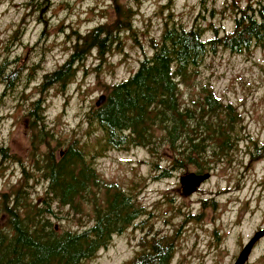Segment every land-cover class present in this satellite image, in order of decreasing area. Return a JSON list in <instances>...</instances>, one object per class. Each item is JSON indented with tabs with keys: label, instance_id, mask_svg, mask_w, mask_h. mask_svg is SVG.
<instances>
[{
	"label": "rangeland",
	"instance_id": "1",
	"mask_svg": "<svg viewBox=\"0 0 264 264\" xmlns=\"http://www.w3.org/2000/svg\"><path fill=\"white\" fill-rule=\"evenodd\" d=\"M28 1L0 0V64L5 58L20 57L31 67L12 90L0 84V146L8 147L28 168L33 164L28 117L33 101H45V120L58 137L51 138L50 144L57 152L71 139L86 151L100 152L102 131L89 124L86 115L97 107L101 96H107L111 85L127 80L144 56L152 53L150 39L161 38L166 20L172 17L186 28L195 23L203 27L213 24L230 31L234 9L264 4V0H119L137 12V40L124 33L122 50L108 54L105 62L93 53L77 64L68 85H54L41 94L44 74L63 64L72 51V29L85 34L112 21L115 13L112 0H50L41 11L46 24L34 14H28L23 22L29 13ZM19 27L22 33L14 38ZM44 30H49V35L42 39ZM212 36L213 31L207 30L206 37ZM203 85H209L217 99L240 114L243 129L236 149L228 157L211 159L210 178L190 196L181 195L180 177L197 172L196 168H175L174 150L162 141L154 150L149 146L104 150L95 159L97 173L106 182L128 192L131 189L142 214L81 264H129L141 252L139 241L146 231L136 224L143 220L161 235L175 238L169 264H234L244 245L264 228V45H253L242 54L221 50L208 56L179 84L181 105L200 101ZM158 128L156 138L163 135ZM45 151V146L33 148L37 159ZM33 175L25 192L29 200L40 204L47 182L40 172ZM23 177L20 162L0 165V192H9ZM51 209L48 217L58 232L82 231L93 224L90 205L75 219L70 208L55 201ZM247 264H264V238L254 246Z\"/></svg>",
	"mask_w": 264,
	"mask_h": 264
},
{
	"label": "trees",
	"instance_id": "2",
	"mask_svg": "<svg viewBox=\"0 0 264 264\" xmlns=\"http://www.w3.org/2000/svg\"><path fill=\"white\" fill-rule=\"evenodd\" d=\"M112 1V21L98 24L85 34L72 29V51L63 64L44 74L39 85L41 94L54 85H68L77 64L93 53L105 62L108 54L122 50L124 33H131L137 40L136 10L119 0ZM26 5L29 13L24 15L23 22L28 14H34L39 22L47 23L41 11L50 5V0H30ZM234 16L230 31L213 24L203 27L195 23L186 28L172 17L166 20L161 38L150 39L152 53L144 56L127 80L111 85L105 101L87 113V122L102 131L100 152L86 151L76 139L66 142L57 152L50 144L51 138L58 137L45 120V101L39 98L32 102L28 114L32 131L31 168L25 167L8 147L0 146V165L20 162L24 176L9 192H0V264H81L139 219L142 213L132 190L128 192L116 183L104 181L96 171L95 159L106 149L149 146L154 150L162 141L174 150L175 168L192 165L197 173L208 172L211 159L232 154L243 129L236 108L217 99L209 85L202 86L200 101L183 107L179 84L210 55L221 50L242 54L253 45H264L263 3L238 6ZM22 30L16 29L13 37ZM207 30L213 31L211 38L206 37ZM48 32L44 30L41 38H47ZM29 69L20 57L5 58L0 64V84L12 90ZM157 127L162 137H155ZM42 146L46 151L37 159L33 148L38 150ZM34 172H40L47 182L40 204L29 200L25 192L27 182L35 178ZM53 201L70 208L74 219L80 218L86 205H90L93 224L82 231L58 232L48 217ZM146 223L143 220L136 224L146 232L139 241L141 252L129 264H169L175 238L161 235Z\"/></svg>",
	"mask_w": 264,
	"mask_h": 264
},
{
	"label": "water",
	"instance_id": "3",
	"mask_svg": "<svg viewBox=\"0 0 264 264\" xmlns=\"http://www.w3.org/2000/svg\"><path fill=\"white\" fill-rule=\"evenodd\" d=\"M106 97L101 96L97 101L96 105L99 106L105 101ZM210 172L206 173H196V172H189L185 173L180 177V184L182 186V195L183 196H190L195 193L199 187L210 178ZM264 238V228L255 232L253 237L248 241L247 244L241 250L238 258L236 259L234 264H247L251 253L254 249V246L258 241Z\"/></svg>",
	"mask_w": 264,
	"mask_h": 264
},
{
	"label": "flooded vegetation",
	"instance_id": "4",
	"mask_svg": "<svg viewBox=\"0 0 264 264\" xmlns=\"http://www.w3.org/2000/svg\"><path fill=\"white\" fill-rule=\"evenodd\" d=\"M205 173V172H204ZM181 193H182V188H181ZM182 195V194H181ZM183 196V195H182Z\"/></svg>",
	"mask_w": 264,
	"mask_h": 264
}]
</instances>
